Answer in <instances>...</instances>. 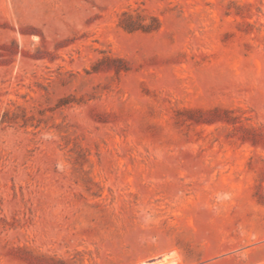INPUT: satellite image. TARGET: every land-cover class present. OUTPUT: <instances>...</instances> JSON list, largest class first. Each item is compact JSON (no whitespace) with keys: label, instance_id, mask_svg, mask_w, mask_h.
Wrapping results in <instances>:
<instances>
[{"label":"rangeland","instance_id":"1","mask_svg":"<svg viewBox=\"0 0 264 264\" xmlns=\"http://www.w3.org/2000/svg\"><path fill=\"white\" fill-rule=\"evenodd\" d=\"M264 216V0H0V264H243Z\"/></svg>","mask_w":264,"mask_h":264},{"label":"crops","instance_id":"2","mask_svg":"<svg viewBox=\"0 0 264 264\" xmlns=\"http://www.w3.org/2000/svg\"><path fill=\"white\" fill-rule=\"evenodd\" d=\"M240 227L243 237L238 260L243 264H264V216H245Z\"/></svg>","mask_w":264,"mask_h":264},{"label":"bare ground","instance_id":"3","mask_svg":"<svg viewBox=\"0 0 264 264\" xmlns=\"http://www.w3.org/2000/svg\"><path fill=\"white\" fill-rule=\"evenodd\" d=\"M172 263L173 261L168 260V256H163L162 258L158 259L157 261L153 263L143 262L142 264H172Z\"/></svg>","mask_w":264,"mask_h":264}]
</instances>
